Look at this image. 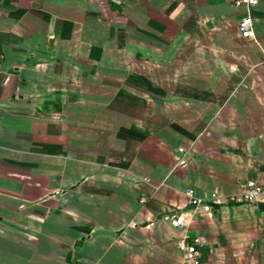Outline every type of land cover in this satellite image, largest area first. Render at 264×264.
<instances>
[{
    "label": "crops",
    "instance_id": "0c3cea01",
    "mask_svg": "<svg viewBox=\"0 0 264 264\" xmlns=\"http://www.w3.org/2000/svg\"><path fill=\"white\" fill-rule=\"evenodd\" d=\"M0 0V264H264V0ZM211 205L194 210L186 191ZM215 196L217 200H210Z\"/></svg>",
    "mask_w": 264,
    "mask_h": 264
},
{
    "label": "built area",
    "instance_id": "2783aa9c",
    "mask_svg": "<svg viewBox=\"0 0 264 264\" xmlns=\"http://www.w3.org/2000/svg\"><path fill=\"white\" fill-rule=\"evenodd\" d=\"M116 5H121L123 0H111ZM261 0H232L233 5L236 8H243L246 10L247 15L239 22L238 30L241 37L244 39H254L255 34L253 31V21L251 17V11L259 4ZM2 54L0 52V59ZM264 139V136H263ZM264 193L263 186L256 181H248L244 186V191L241 196H231L227 199V202L239 203L246 202L252 203L258 200V198ZM186 196L189 205L194 210H201L203 212H211V205L205 199H200L195 196L192 189L186 191ZM210 200L215 201L217 198L211 196ZM170 226L176 230L180 236L175 238V243L178 250L183 254V257L188 264H201V248L206 245V240L201 236L188 237L183 234L186 231V221L182 214H175L169 218ZM264 236V228L262 229Z\"/></svg>",
    "mask_w": 264,
    "mask_h": 264
}]
</instances>
